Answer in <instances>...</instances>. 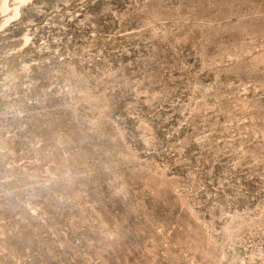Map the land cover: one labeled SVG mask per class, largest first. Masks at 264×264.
<instances>
[{
  "label": "rangeland",
  "instance_id": "rangeland-1",
  "mask_svg": "<svg viewBox=\"0 0 264 264\" xmlns=\"http://www.w3.org/2000/svg\"><path fill=\"white\" fill-rule=\"evenodd\" d=\"M0 264H264V0H0Z\"/></svg>",
  "mask_w": 264,
  "mask_h": 264
}]
</instances>
